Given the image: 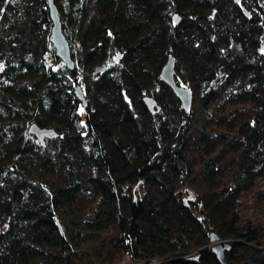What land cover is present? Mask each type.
Wrapping results in <instances>:
<instances>
[{"label": "trees", "instance_id": "1", "mask_svg": "<svg viewBox=\"0 0 264 264\" xmlns=\"http://www.w3.org/2000/svg\"><path fill=\"white\" fill-rule=\"evenodd\" d=\"M52 2L73 70L48 0H0V264H219L210 232L264 253L238 212L264 174V0Z\"/></svg>", "mask_w": 264, "mask_h": 264}, {"label": "water", "instance_id": "2", "mask_svg": "<svg viewBox=\"0 0 264 264\" xmlns=\"http://www.w3.org/2000/svg\"><path fill=\"white\" fill-rule=\"evenodd\" d=\"M233 1L235 3L240 2V0ZM48 7L50 19L52 21L50 41L55 49L56 56L70 70H73L74 62L70 55L69 45L62 32L58 11L52 0H48ZM260 47L264 50V42L260 45ZM103 67L104 65L98 66L94 73H97ZM159 79L172 89L176 97L179 99L182 108L186 112L189 111L192 103V95L187 86H183L177 82L174 69V57L172 55L168 56L165 63L162 65L159 72ZM74 90L78 98L81 100L83 108H85L87 106L86 98L83 90L77 82L74 83ZM144 102L150 110L153 109V106H156V103L151 98H144ZM156 108H158V106H156ZM29 133L35 136L41 143L44 138H51L55 135V131L52 128L39 127L34 123L29 126ZM209 240L212 243L211 250L219 264H264V253L261 247H257L250 255L244 258L242 262L234 263L225 257V252L230 249L229 242L219 241V237L215 232H210Z\"/></svg>", "mask_w": 264, "mask_h": 264}, {"label": "rangeland", "instance_id": "3", "mask_svg": "<svg viewBox=\"0 0 264 264\" xmlns=\"http://www.w3.org/2000/svg\"><path fill=\"white\" fill-rule=\"evenodd\" d=\"M176 59V57H174ZM176 76L178 71H175ZM185 86V84L180 83ZM238 212L241 219H251L262 222L264 219V174L258 177L254 185L246 191L238 205ZM227 242V240H220ZM124 262H122L123 264Z\"/></svg>", "mask_w": 264, "mask_h": 264}, {"label": "built area", "instance_id": "4", "mask_svg": "<svg viewBox=\"0 0 264 264\" xmlns=\"http://www.w3.org/2000/svg\"><path fill=\"white\" fill-rule=\"evenodd\" d=\"M124 264H126V263L124 262Z\"/></svg>", "mask_w": 264, "mask_h": 264}]
</instances>
